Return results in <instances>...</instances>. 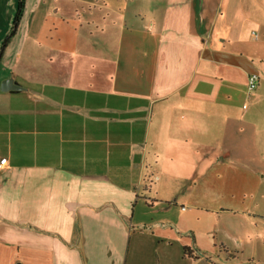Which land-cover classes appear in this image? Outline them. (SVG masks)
Returning <instances> with one entry per match:
<instances>
[{"label": "crops", "instance_id": "obj_1", "mask_svg": "<svg viewBox=\"0 0 264 264\" xmlns=\"http://www.w3.org/2000/svg\"><path fill=\"white\" fill-rule=\"evenodd\" d=\"M18 3L0 0V264L246 258L264 0H25L2 49Z\"/></svg>", "mask_w": 264, "mask_h": 264}, {"label": "rangeland", "instance_id": "obj_2", "mask_svg": "<svg viewBox=\"0 0 264 264\" xmlns=\"http://www.w3.org/2000/svg\"><path fill=\"white\" fill-rule=\"evenodd\" d=\"M256 0H252V2H255ZM253 8V7H251ZM251 13L253 10L250 11ZM250 31L247 30V33L250 34L252 38H255L252 34V30H255L261 38H255L256 41H249V42H258L260 40H264V27H256L254 25H250L248 28ZM256 213L258 214H264V205L258 204ZM237 225V224H236ZM251 232V240L246 243V246L244 248L245 257L239 260L238 262H230L228 264H264V218L259 216L256 218V223L251 224L250 227ZM251 253V254H250ZM253 253V254H252ZM251 255H254V260H249L248 257Z\"/></svg>", "mask_w": 264, "mask_h": 264}, {"label": "trees", "instance_id": "obj_3", "mask_svg": "<svg viewBox=\"0 0 264 264\" xmlns=\"http://www.w3.org/2000/svg\"><path fill=\"white\" fill-rule=\"evenodd\" d=\"M24 5H25V0H19V3H18V11H17L16 17H15V20H14L13 27H12L10 33L6 36V38L4 40V43H3V46H2V49H4L7 46V44L10 42L11 38L16 33L18 24L20 22V19L22 17V14H23ZM189 249H190L189 247H186L185 248L186 253L189 251Z\"/></svg>", "mask_w": 264, "mask_h": 264}, {"label": "built area", "instance_id": "obj_4", "mask_svg": "<svg viewBox=\"0 0 264 264\" xmlns=\"http://www.w3.org/2000/svg\"><path fill=\"white\" fill-rule=\"evenodd\" d=\"M259 81V76L257 74H250L248 78V85L251 90L257 87ZM7 163V158L3 157L0 159V168H2Z\"/></svg>", "mask_w": 264, "mask_h": 264}, {"label": "water", "instance_id": "obj_5", "mask_svg": "<svg viewBox=\"0 0 264 264\" xmlns=\"http://www.w3.org/2000/svg\"><path fill=\"white\" fill-rule=\"evenodd\" d=\"M20 88L22 87L12 77L4 79L1 83V90L3 91H9Z\"/></svg>", "mask_w": 264, "mask_h": 264}]
</instances>
